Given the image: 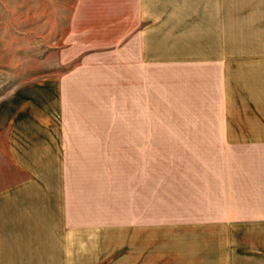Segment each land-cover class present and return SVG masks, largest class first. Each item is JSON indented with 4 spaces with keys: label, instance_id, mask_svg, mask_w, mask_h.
<instances>
[{
    "label": "crops",
    "instance_id": "1",
    "mask_svg": "<svg viewBox=\"0 0 264 264\" xmlns=\"http://www.w3.org/2000/svg\"><path fill=\"white\" fill-rule=\"evenodd\" d=\"M122 1L74 66L0 98V264H74L117 226H264V41L228 0Z\"/></svg>",
    "mask_w": 264,
    "mask_h": 264
},
{
    "label": "rangeland",
    "instance_id": "2",
    "mask_svg": "<svg viewBox=\"0 0 264 264\" xmlns=\"http://www.w3.org/2000/svg\"><path fill=\"white\" fill-rule=\"evenodd\" d=\"M123 3L0 0V98L19 84L74 66L82 51L80 40L102 43L103 39L96 31L76 33V29L99 27L102 17H107L108 11H119ZM228 4L242 17V40L264 41V0H228ZM77 11L79 25L75 23ZM227 228L223 232L218 226H149L144 242L130 241L131 236L119 226L113 233L100 231L98 241L96 234L83 233V256L73 262L264 264V226Z\"/></svg>",
    "mask_w": 264,
    "mask_h": 264
}]
</instances>
